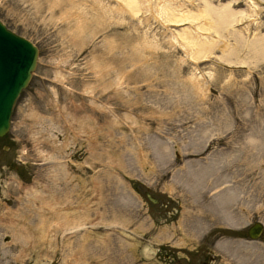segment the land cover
Instances as JSON below:
<instances>
[{
	"label": "rangeland",
	"instance_id": "1",
	"mask_svg": "<svg viewBox=\"0 0 264 264\" xmlns=\"http://www.w3.org/2000/svg\"><path fill=\"white\" fill-rule=\"evenodd\" d=\"M206 1L239 23L0 0L40 50L0 138V264H264V0L168 2Z\"/></svg>",
	"mask_w": 264,
	"mask_h": 264
},
{
	"label": "water",
	"instance_id": "2",
	"mask_svg": "<svg viewBox=\"0 0 264 264\" xmlns=\"http://www.w3.org/2000/svg\"><path fill=\"white\" fill-rule=\"evenodd\" d=\"M39 48L0 21V138L11 129V117L17 100L28 88L38 65ZM153 204L158 200L148 195ZM264 234V225L257 222L248 230L252 241Z\"/></svg>",
	"mask_w": 264,
	"mask_h": 264
},
{
	"label": "bare ground",
	"instance_id": "3",
	"mask_svg": "<svg viewBox=\"0 0 264 264\" xmlns=\"http://www.w3.org/2000/svg\"><path fill=\"white\" fill-rule=\"evenodd\" d=\"M169 0H162V5L160 8L161 16L168 22L171 23H179L181 21L193 20L195 23H199L200 27H206V30L210 31L211 29H219L222 26L226 25L230 26L235 21L239 23V18L236 17V13L233 12L228 7L221 9L219 7H214L212 4L206 1L205 8L198 13H193L191 10L182 11L181 9H176L175 7H171L172 3L168 2ZM254 1V0H253ZM169 4H168V3ZM258 3V1H257ZM170 11V13L168 12ZM244 18H241L243 20ZM181 37L187 41L188 43H194L193 36L189 33L188 30H183ZM226 218H233L231 215H224Z\"/></svg>",
	"mask_w": 264,
	"mask_h": 264
}]
</instances>
